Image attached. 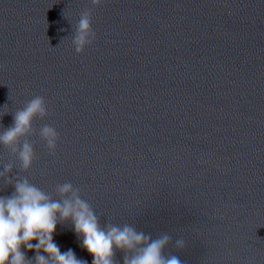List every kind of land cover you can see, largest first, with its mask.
Returning a JSON list of instances; mask_svg holds the SVG:
<instances>
[{"label":"clouds","instance_id":"obj_1","mask_svg":"<svg viewBox=\"0 0 264 264\" xmlns=\"http://www.w3.org/2000/svg\"><path fill=\"white\" fill-rule=\"evenodd\" d=\"M100 6L102 0H91ZM96 38L92 27V12L87 9L80 14L72 38L77 54ZM48 114L44 97L35 96L13 116V124L0 134V145L18 154L21 169L27 171L34 160L33 146L22 137L32 131L33 120ZM40 136L47 147L54 150L59 134L56 129L44 125ZM12 165H5L0 178L11 185L10 196H0V264H88L78 258L72 249L61 251L54 241L58 224L71 222L81 247L92 256V264H116L115 256L124 253L123 264H184L176 255H165L170 237L167 234L152 238L134 227L114 224L101 226L92 206L74 190L72 184L59 185L60 199H54L27 178L13 180L7 177ZM35 241V243H33ZM183 247V241H177ZM27 252L35 255L29 258Z\"/></svg>","mask_w":264,"mask_h":264}]
</instances>
